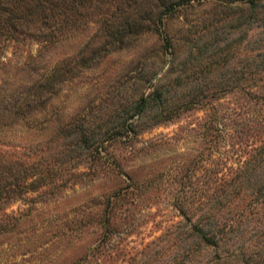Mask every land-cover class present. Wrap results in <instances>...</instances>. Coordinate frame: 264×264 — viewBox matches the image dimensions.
<instances>
[{"label": "rangeland", "instance_id": "rangeland-1", "mask_svg": "<svg viewBox=\"0 0 264 264\" xmlns=\"http://www.w3.org/2000/svg\"><path fill=\"white\" fill-rule=\"evenodd\" d=\"M78 1L0 37V264L264 256V0Z\"/></svg>", "mask_w": 264, "mask_h": 264}, {"label": "trees", "instance_id": "trees-1", "mask_svg": "<svg viewBox=\"0 0 264 264\" xmlns=\"http://www.w3.org/2000/svg\"><path fill=\"white\" fill-rule=\"evenodd\" d=\"M79 0L78 2H81ZM249 6H255L256 0H245ZM68 19V0H0V37L9 38L12 40L31 37L39 30L36 21L42 23L45 28L53 29L56 24L64 23ZM40 31V30H39ZM113 36L117 35L119 30H112ZM162 46L167 49L169 46L168 39L165 35L162 36ZM262 63L264 64V51L261 55ZM251 71L249 74L251 75ZM41 85V84H39ZM43 87V86H42ZM161 90L154 89L146 95L139 96L133 103L131 115L134 113L141 115L147 104L155 103L158 107L156 117L164 119L172 115L170 110L163 114L160 109L163 99H161ZM188 101L180 102L178 105L173 104V109L186 107ZM5 181L0 177V195L5 190ZM196 235L208 244L217 245V232L214 230L205 229L199 224H192ZM222 262V261H220ZM241 264H264V256L252 260H245L242 256L239 258Z\"/></svg>", "mask_w": 264, "mask_h": 264}]
</instances>
